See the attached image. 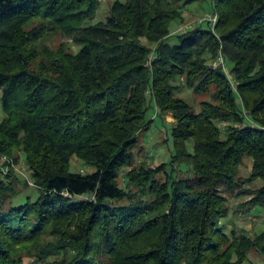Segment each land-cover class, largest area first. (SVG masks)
<instances>
[{"label":"trees","instance_id":"obj_1","mask_svg":"<svg viewBox=\"0 0 264 264\" xmlns=\"http://www.w3.org/2000/svg\"><path fill=\"white\" fill-rule=\"evenodd\" d=\"M102 1L0 0V156L30 179L0 170V264L264 258V230L227 229L229 197L264 209V0H111L94 23ZM207 1L215 26L174 33ZM167 116L161 163H135Z\"/></svg>","mask_w":264,"mask_h":264},{"label":"rangeland","instance_id":"obj_2","mask_svg":"<svg viewBox=\"0 0 264 264\" xmlns=\"http://www.w3.org/2000/svg\"><path fill=\"white\" fill-rule=\"evenodd\" d=\"M111 0H103L97 9L96 15L93 22L105 21L110 12ZM211 13L210 1L204 3H194L187 5L183 9L184 19L177 27V30L174 33H179L180 31L188 30L197 23L204 21V18H207ZM68 39L60 37L59 35L50 36L46 39V43L51 47H56L61 42H67ZM179 95L185 98L188 102L194 104L195 109L199 108V103L201 98L197 97L191 90L186 88H181ZM6 117V113L0 105V122ZM154 119V118H153ZM173 118L167 116L165 122L156 120L152 128L145 134L140 135L139 143L136 148V161L135 163L146 162L149 166L155 167L161 163V157L165 156L163 153L166 152V134L168 125L173 123ZM5 164V165H4ZM27 166L25 165L22 159L18 162L14 161L12 158H7L5 155L0 156V170L9 171L14 170L17 174L22 177H29L28 172L26 171ZM80 161L73 157L71 162L70 170L72 172L87 171ZM251 169V160L245 159L244 164L241 167V175L247 177ZM27 180L30 181V179ZM26 179V178H25ZM30 183V182H29ZM32 186L33 184L30 183ZM24 196L26 195H37V191L34 188L25 189L22 187ZM251 197H229V204L231 206L230 218L231 223L228 224L227 229H236L239 233L245 230L250 236H254L257 232L264 230V209H251L246 205V202L250 200ZM229 218V219H230ZM248 261L247 264H264V258L256 251L251 250L247 254ZM33 259L25 257L22 264H34ZM52 259L47 263L39 264H50Z\"/></svg>","mask_w":264,"mask_h":264},{"label":"built area","instance_id":"obj_3","mask_svg":"<svg viewBox=\"0 0 264 264\" xmlns=\"http://www.w3.org/2000/svg\"><path fill=\"white\" fill-rule=\"evenodd\" d=\"M203 20H209L212 22V25L215 26V24L217 22V16L216 15H209L207 18H204ZM223 64H224L223 57L220 56L218 58V60L213 63V67L216 68L218 65H223Z\"/></svg>","mask_w":264,"mask_h":264}]
</instances>
